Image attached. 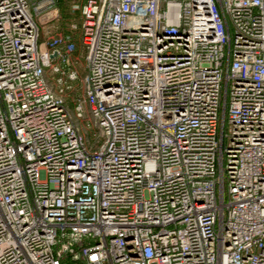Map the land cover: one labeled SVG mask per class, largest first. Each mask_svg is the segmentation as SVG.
I'll list each match as a JSON object with an SVG mask.
<instances>
[{
  "label": "built area",
  "instance_id": "built-area-1",
  "mask_svg": "<svg viewBox=\"0 0 264 264\" xmlns=\"http://www.w3.org/2000/svg\"><path fill=\"white\" fill-rule=\"evenodd\" d=\"M56 2L0 0V264H264V0H86L73 111Z\"/></svg>",
  "mask_w": 264,
  "mask_h": 264
},
{
  "label": "rangeland",
  "instance_id": "rangeland-1",
  "mask_svg": "<svg viewBox=\"0 0 264 264\" xmlns=\"http://www.w3.org/2000/svg\"><path fill=\"white\" fill-rule=\"evenodd\" d=\"M65 7L67 8L69 14L73 16V21L69 25L70 31L73 33L77 30H81V8L85 4L86 0H61ZM61 10L60 7L55 6L54 9H47L43 11L41 16L38 18V26L40 29V40L41 42H46L50 38L64 33L62 29L66 28L62 26V21L60 20L61 17ZM74 25L77 29H73L71 26ZM81 41V36H80ZM84 50L82 48L81 43H77V52L75 55V59L77 64H75V69L79 73L80 81L73 85V91L69 92L66 97L69 101V107L71 111H73L74 106L73 102L75 98L82 94V82L84 77L86 76V69L84 64ZM46 75L50 81V83L56 87L57 86V79L58 76L53 74L50 70H47ZM83 134L86 137L91 138L94 134V130L88 129L85 127L83 128Z\"/></svg>",
  "mask_w": 264,
  "mask_h": 264
},
{
  "label": "trees",
  "instance_id": "trees-1",
  "mask_svg": "<svg viewBox=\"0 0 264 264\" xmlns=\"http://www.w3.org/2000/svg\"><path fill=\"white\" fill-rule=\"evenodd\" d=\"M57 7H60L61 10V17L60 20L62 21V26L66 27L63 30L64 34L71 36L74 42L80 43V36L82 35L81 30H77L76 32H72L69 29V25L73 21V16L69 14L67 8L65 7L64 3L61 0H57L56 2Z\"/></svg>",
  "mask_w": 264,
  "mask_h": 264
},
{
  "label": "crops",
  "instance_id": "crops-1",
  "mask_svg": "<svg viewBox=\"0 0 264 264\" xmlns=\"http://www.w3.org/2000/svg\"><path fill=\"white\" fill-rule=\"evenodd\" d=\"M76 43V42H75ZM81 43V42H80ZM76 45H77V43H76ZM77 52V51H76ZM75 55H76V53H75Z\"/></svg>",
  "mask_w": 264,
  "mask_h": 264
}]
</instances>
